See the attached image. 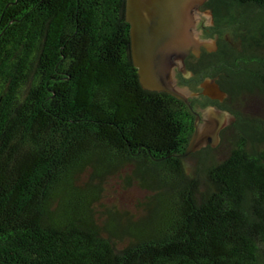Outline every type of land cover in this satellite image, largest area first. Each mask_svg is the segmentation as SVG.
I'll return each mask as SVG.
<instances>
[{
  "label": "trees",
  "instance_id": "obj_1",
  "mask_svg": "<svg viewBox=\"0 0 264 264\" xmlns=\"http://www.w3.org/2000/svg\"><path fill=\"white\" fill-rule=\"evenodd\" d=\"M203 7L217 49L177 77L226 96L188 105L141 85L124 0H0V264H264V0ZM210 104L219 146L181 156Z\"/></svg>",
  "mask_w": 264,
  "mask_h": 264
},
{
  "label": "water",
  "instance_id": "obj_2",
  "mask_svg": "<svg viewBox=\"0 0 264 264\" xmlns=\"http://www.w3.org/2000/svg\"><path fill=\"white\" fill-rule=\"evenodd\" d=\"M125 19L129 23L130 56L137 68L141 85L149 90L165 91L189 105L188 98L198 97L199 92L188 86L177 85L176 71L192 75L185 66V57L192 53L198 57L201 48L217 49V35L200 37L197 24L201 15L204 23L213 24L212 12L203 8L207 0H124ZM201 93L222 101L226 92L213 79L206 77L200 85ZM193 133L181 153H190L220 141V132L232 119L231 113L217 105L199 109Z\"/></svg>",
  "mask_w": 264,
  "mask_h": 264
},
{
  "label": "rangeland",
  "instance_id": "obj_3",
  "mask_svg": "<svg viewBox=\"0 0 264 264\" xmlns=\"http://www.w3.org/2000/svg\"><path fill=\"white\" fill-rule=\"evenodd\" d=\"M207 18H205L206 20ZM220 142V141H219ZM219 146V143L215 146ZM222 147V146H221ZM219 147V151H215L214 155L220 157L222 155L223 148ZM196 159L195 156H188L184 163L188 172L191 171L192 165ZM104 197L102 201L108 205L113 206L120 212L137 215L139 212L138 203L143 198V192L137 190L135 187L122 188L118 184L109 183L105 185ZM126 214V215H127Z\"/></svg>",
  "mask_w": 264,
  "mask_h": 264
},
{
  "label": "flooded vegetation",
  "instance_id": "obj_4",
  "mask_svg": "<svg viewBox=\"0 0 264 264\" xmlns=\"http://www.w3.org/2000/svg\"><path fill=\"white\" fill-rule=\"evenodd\" d=\"M203 8H205V7H202V9ZM204 21H205V18H204V16L203 15H201V17H200V20H199V22H198V24H197V28H198V30H200V37H202V38H208V37H213L214 35H217V34H213V35H208L207 33H208V31H209V29H207V25H205V23H204ZM225 37L226 38H228V35L226 34L225 35ZM217 38H218V35H217ZM217 38H216V43H217ZM229 39V38H228ZM203 51H206V52H212V51H208L206 48H204V47H202L201 48V51H200V53L201 52H203ZM191 55H193L192 53H189L186 57H185V66H186V59H188ZM187 68V67H186ZM188 69V68H187ZM178 73H180L184 78H189L190 76H188V77H186V76H184L181 72H179V71H176V79H177V85H180V86H188L189 88H191L189 85H187L186 83H183V84H179V79H178V77H177V74ZM181 80V79H180ZM200 83H201V81L197 84V86H196V88H198L199 89V91H197V92H199V94H198V96L200 95V93H201V90H202V88L199 86L200 85ZM193 90V89H192ZM202 94V93H201ZM204 95V94H203ZM205 96H207V95H205ZM197 97V96H196ZM208 97V96H207ZM198 98V97H197ZM210 98V97H209ZM211 100H216V99H212V98H210ZM219 101V100H218ZM205 107V106H204ZM204 107H200V109L201 108H204Z\"/></svg>",
  "mask_w": 264,
  "mask_h": 264
}]
</instances>
